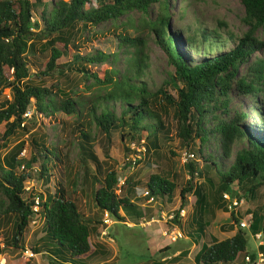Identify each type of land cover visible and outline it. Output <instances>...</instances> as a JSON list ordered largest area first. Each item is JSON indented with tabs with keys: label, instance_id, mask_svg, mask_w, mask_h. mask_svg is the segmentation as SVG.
I'll return each mask as SVG.
<instances>
[{
	"label": "trees",
	"instance_id": "1",
	"mask_svg": "<svg viewBox=\"0 0 264 264\" xmlns=\"http://www.w3.org/2000/svg\"><path fill=\"white\" fill-rule=\"evenodd\" d=\"M240 2L243 6L241 20L247 25L242 35L232 47L224 50V40L216 39L220 38L216 29L207 30L197 24L188 36L191 41L188 45L192 43L191 49L199 51L202 57L192 61L177 49L173 33L170 32L168 0H50L42 3L39 12L42 29L38 32L30 29L31 26H37L36 20L31 21L30 2L17 0L18 8L15 9L11 0H0V92L4 87H8L10 92V100L0 108V146L6 137L22 126L24 113L30 105L36 112L46 116H53L57 111L77 116L84 114L86 118H81L76 125L79 134L77 144L83 163L88 161L94 166L92 181L99 182L93 193L94 206L119 221L127 218L148 219L153 215V210L141 203L149 196L169 201L173 197L176 182L161 172L153 173L143 183L141 195L134 187L137 183L133 185L131 182H126L123 194L115 192V172L103 169L101 160L92 150L93 139L88 129L84 128L92 122L97 131L107 138L111 132L117 131L120 139L126 136L127 141L142 146L145 155L147 150H157L161 146L164 148L165 141H170L169 127L160 110L163 111L165 105L172 107L176 122L174 135L181 145L198 156L202 164L197 167L193 160L185 163L188 178L178 190L179 206L186 192L191 190L195 196L196 208L190 222L194 235L197 239L202 238V242L193 255V261L197 264L227 263L234 261L240 254L244 256L245 231L237 225L238 216L232 211H229V217L236 224L232 235L222 239L209 234L205 236L207 222L202 216L204 195L201 187L191 182L195 175L202 176L210 185L216 182L215 201L222 203L220 207L224 209L222 193L227 192L232 197V184L241 187L247 194H252L256 187L264 184V49L261 57L247 64L243 74H236L239 65L247 60L254 49L264 48V39L258 40L252 35L254 29L264 26V0ZM153 4L157 5V14L149 18L146 15ZM131 12L141 14L137 24L128 23L135 34L127 31L117 34L119 52L128 55L121 57L118 52L94 50L84 55L70 54L65 64L56 62L60 55L69 53L87 25L108 19L116 20ZM217 23V27L225 25L221 21ZM149 31L156 33L157 43L166 53L169 69L157 89L158 93L148 90L143 78L148 66L147 54L143 50L144 37ZM41 37L46 38L41 45L44 50L48 49V58L42 62L36 59L27 62L24 52L32 49L35 41ZM212 47L216 50L214 53H210ZM107 60L113 64L120 61L122 66L104 69L102 75H96L83 63ZM27 65L35 69L33 73ZM63 66L69 71L81 72L82 78H92L95 90L89 100L76 96L73 90L52 92L49 87L39 84L41 76L53 75ZM30 76L38 78L37 81L34 83ZM165 87L172 89L174 94L166 92ZM231 90L250 97L249 107L254 121L251 126L246 127L242 123V118L247 115L243 110H235L232 117L228 116ZM114 101L119 107L118 113L112 106ZM206 121L211 124L207 126ZM208 135L215 138V148L204 153L203 145ZM30 140L33 152L25 160H17L14 152L0 157V188L6 199L3 211L12 216L11 234L0 230V244L9 248H22L19 240L35 214L32 204L36 197L37 213L42 218L44 228L39 244L60 263L88 264L85 259L90 254L98 253L95 247L89 251V236L95 226L83 219L74 201L67 196L61 181L54 183L53 191L45 188L44 192L24 195L23 182L30 177V173L17 172V162L24 164L28 170L36 162L38 176L47 182L51 166L62 157L60 149ZM234 140L238 142L233 159L226 168L220 169V161L228 157ZM21 146L22 142L17 148ZM124 149L128 151L127 147ZM217 149L218 157L215 158L212 152ZM167 150L173 154L169 148ZM48 153L52 158L49 161H55L50 167L44 162ZM213 175H217V180H214ZM178 209L173 210L169 222H179ZM248 212L251 214L248 226L250 233H260V237L264 238V206H256ZM232 227L229 224V229ZM164 247L166 249L167 245ZM263 248L264 244L258 245L259 250ZM30 250L38 251L37 247ZM253 260L254 252H250V263ZM157 263L153 261L152 264Z\"/></svg>",
	"mask_w": 264,
	"mask_h": 264
},
{
	"label": "rangeland",
	"instance_id": "2",
	"mask_svg": "<svg viewBox=\"0 0 264 264\" xmlns=\"http://www.w3.org/2000/svg\"><path fill=\"white\" fill-rule=\"evenodd\" d=\"M14 8H18L17 0H11ZM31 3V21L36 20L37 26H31L32 31H39L42 29V22L39 20V12L42 8V3H48L50 0H27ZM49 4H47V7ZM46 7V8H47ZM169 17L168 23L170 32L173 33L172 37L177 45V49L182 55L187 56L192 60H199L202 54L199 51L194 52L191 48L192 43L188 38L194 26L200 25L207 30L216 29V39L224 40L222 49L226 50L233 46L235 40L242 35L247 25L241 20L243 15V6L240 0H168L167 4ZM157 5L153 4L147 13V17L154 18L157 14ZM138 12H131L129 15L119 16L116 20L108 19L101 21L95 25H87L85 30L81 32L79 41L74 43L69 49V53L60 55L56 62L65 64L71 57L70 54L84 55L100 50L105 53L118 52L119 56L123 57L128 53L120 51L118 48L117 34L122 31L132 32V27L128 24L133 22L138 23L140 18ZM224 22L225 25H218L217 22ZM145 33V31H144ZM145 45L143 50L147 54V68L143 76L145 84L150 91L158 93V87L161 81L166 77L168 66L166 62V53L157 43L156 33L149 31L146 33ZM198 35V34H197ZM252 35L258 40L264 39V26H259L254 29ZM144 36V35H142ZM199 39V36L196 37ZM46 38L41 37L35 41L32 49L26 50L27 62L30 60L44 61L48 58V49L42 48V42ZM193 42V41H192ZM198 45V43H197ZM198 47V46H197ZM263 49H254L248 56L247 60L241 63L236 71V74H243L247 64L251 63L255 58L261 57ZM216 50L212 47L210 53ZM86 68H89L96 75H102V70L111 67L120 68L121 62L111 63L109 60L104 62H83ZM28 66V65H27ZM65 66L59 72L53 75L41 76L40 85L49 87L52 92L56 90H73L76 96L84 97L89 100L94 93L95 85H93L92 78H82L76 70L69 71ZM28 70L33 73L34 68L28 66ZM35 83L38 78L30 76ZM166 88V87H165ZM171 95L174 91L170 88L165 89ZM230 99L228 102V116L232 117L235 110H243L246 112V117L242 118V123L246 127L251 126L253 121V113L249 107L251 99L248 96L239 94L231 90ZM9 88L4 87L0 92V108L1 105L10 100ZM74 97V95H72ZM159 96V95H158ZM158 98V97H157ZM112 106L116 113L119 107L117 102H112ZM163 107V106H162ZM164 110H160V114L169 127L170 141H165V147L160 149L147 150L144 155L143 150L138 148L134 142L127 141L124 136L120 139L117 131L111 132L110 136L104 137L101 132L93 126L91 122L89 127L85 125V130L88 129L89 134L93 141L91 142L92 150L99 160L102 162L104 170L112 169L115 172L117 182L115 184V192L123 194L126 189V182L136 184L134 187L137 189L138 194L141 195L143 183L148 178L149 174H166L167 177L174 182L177 186L174 189L173 197L169 201L156 199L153 197L151 200L145 199L141 204L149 206L153 210V219L138 220L128 218L135 223L129 224L126 221H119L104 215V212L98 210L94 206L93 193L99 186V182H94L91 179V174H95L94 166L90 162L83 163L81 160L77 137L78 129L76 125L82 118H86L84 114L77 116L72 113H64L57 111L53 116H46L36 112L32 105L28 107L24 113V119L15 131L2 141L0 146V157L9 155L14 152L17 160H25L33 152L31 147V140L41 142L48 147H56L61 150L62 157L54 164L49 161L52 159L48 153L44 159L47 167H50V175L47 182L43 181L37 174V163H32L35 168H26L24 164L17 162L15 169L17 172L24 171L30 173V177L26 178L23 182L25 193L44 192L45 188L53 191V187L57 180H60L66 190L67 196L74 201L78 211L85 221L95 226L90 232L89 242L91 251L95 247L97 254H90L85 260L97 264L99 260L103 259L105 262L101 264H151L150 261L158 262L157 264H195L192 256L196 251V246L189 248L191 242L200 243L201 239L185 238L184 233L189 229L192 231V224L190 222L191 216L196 208L194 205V193L190 190L184 195L185 198L180 204L178 195L179 188L185 184L188 178L187 168L185 163L188 160H193L197 167L202 166L200 159L196 154L187 155L190 150L181 145L178 138L174 135L175 119L172 115V107L164 106ZM97 111V110H96ZM207 126L211 124L206 121ZM126 130V128H124ZM144 134V133H143ZM1 142V141H0ZM22 142V146L17 148V145ZM196 142V140H195ZM237 140H234L230 146L228 157L221 159L220 169L226 168L232 161L234 151L237 148ZM215 138L213 135H208L203 145L204 153L214 149ZM128 148V151L124 149ZM169 148L173 154L167 150ZM218 149L212 152L215 158L218 157ZM49 173V172H48ZM98 175V174H97ZM214 180H217V175H213ZM191 182L194 185H199L204 195V210L202 213L203 219L207 222L205 229L206 234H215L216 239H221L230 235L229 224L236 227L229 217V210L220 207L215 201L214 196V182L213 185L206 183L202 176L195 175ZM142 183V184H141ZM233 190V197L241 199L237 202L232 212L237 215L240 221L248 211L256 206H264V184L259 185L252 194L243 192L241 187H236L235 184L230 186ZM243 196V197H242ZM6 206V199L0 188V230L7 234H11L12 216L5 213L3 209ZM179 208V209H178ZM178 209L179 222L176 224L168 221L166 218L168 214H172L173 210ZM182 210V212H180ZM141 219V218H140ZM97 220L98 222H95ZM238 225V223H237ZM180 230V236H176V230ZM42 218L35 212L32 220L24 228L20 238L22 245L21 249L4 247L0 244V264H65L60 263L53 258L39 243L40 238L43 236ZM245 231L246 245L245 254L256 252L255 249L257 242L262 241L264 238H256L255 234L250 233L248 226L243 228ZM214 232V233H212ZM193 234V231L191 232ZM175 235V238L174 236ZM188 235V234H187ZM262 244V243H261ZM165 245H167L165 249ZM32 247H37L38 251L31 252V255L25 256L22 251L25 249L30 250ZM264 252V248L262 250ZM83 256V255H82ZM255 256V255H254ZM243 255L240 254L234 260L235 264H244L242 260Z\"/></svg>",
	"mask_w": 264,
	"mask_h": 264
},
{
	"label": "built area",
	"instance_id": "3",
	"mask_svg": "<svg viewBox=\"0 0 264 264\" xmlns=\"http://www.w3.org/2000/svg\"><path fill=\"white\" fill-rule=\"evenodd\" d=\"M139 150H143V147H139L138 148V151ZM187 155H190L191 156V153H188ZM21 167H22V163H21ZM35 168V167H33ZM146 193V192H144ZM222 198L224 200V205L225 207L228 209V210H232V208L236 206L237 202L241 201V199H236L235 197H230L228 195V193L226 192H223L222 193ZM149 200L152 199L151 196L148 197ZM32 210L34 212H37L38 210V200L36 197L33 198V204H32ZM180 212H182V210H180ZM104 215L105 216H108L106 212H104ZM172 216V214H168L166 217L167 218H170ZM153 217H150L149 220H152ZM142 220H144V218L142 219H139L138 222L141 223ZM249 222H250V214H246L244 218H242L239 222H238V225L240 227H247L249 225ZM174 238H175V235H173ZM176 236H180V232L178 230H176ZM255 237L256 238H259L260 237V233H256L255 234ZM31 250H28V249H25L24 251H22L23 255L25 256H28V255H31ZM244 264H264V252L263 251H259L257 250L255 252V256H254V260L252 263H250V256L249 254H245L242 258Z\"/></svg>",
	"mask_w": 264,
	"mask_h": 264
},
{
	"label": "crops",
	"instance_id": "4",
	"mask_svg": "<svg viewBox=\"0 0 264 264\" xmlns=\"http://www.w3.org/2000/svg\"><path fill=\"white\" fill-rule=\"evenodd\" d=\"M192 216H193V214H192ZM192 216H191V218H192ZM151 217H153V216H151ZM146 220H147V218H145ZM127 220V221H126ZM125 221H126V224H127V222L129 223V221H131V220H129L128 218L126 219ZM138 220V219H137ZM124 222V221H123ZM149 222V218H148V220H147V223ZM134 224L135 222L134 221H131L129 224ZM234 229H235V227H232L231 229H229L228 230V232H230V235H232L233 234V232H234ZM179 230V229H178ZM180 231V230H179ZM192 231L189 229L188 231H186L185 233H184V236H185V238L187 239V238H189L190 240L191 239H197L196 238V236L194 235V233L192 234L191 233ZM212 233H214V232H212ZM188 234V235H187ZM214 235V237H216L215 236V234H213ZM229 235V236H230ZM226 237H228V236H226ZM225 238V237H224ZM201 239V238H200ZM222 239V238H221ZM201 242H202V240H201ZM201 242L200 243H198V242H191V245H190V249L192 248V247H194V246H196V251L199 249V247H200V244H201ZM258 244H263V242L262 241H259V242H257ZM93 249H94V246H93ZM256 249H258V246H256L255 245V249H252L251 251H254V250H256ZM90 251V250H89ZM195 251V252H196ZM194 255V254H193ZM83 257V256H82ZM192 260H193V256H192ZM103 262H105V260H103V259H101V260H99L98 261V263L97 264H101V263H103ZM88 263H91V262H88ZM150 263L152 264L153 263V261H150ZM195 263V262H194ZM236 262L235 261H230V262H227V263H214V264H235ZM195 264H197V263H195ZM199 264H202V263H199Z\"/></svg>",
	"mask_w": 264,
	"mask_h": 264
},
{
	"label": "clouds",
	"instance_id": "5",
	"mask_svg": "<svg viewBox=\"0 0 264 264\" xmlns=\"http://www.w3.org/2000/svg\"><path fill=\"white\" fill-rule=\"evenodd\" d=\"M142 147V146H141ZM191 153V152H190ZM192 154V153H191ZM227 193V192H226ZM228 195H229V193H228ZM232 197H233V195H232ZM243 197V196H242ZM224 207H225V205H224ZM225 209H227L226 207H225ZM228 210V209H227ZM229 211H231V210H229ZM246 214H250L249 212H247ZM179 216H181V214H179ZM250 216H251V214H250ZM245 217V216H244ZM167 218V217H166ZM142 219V218H141ZM167 219H169V218H167ZM144 220H146L145 218H144ZM239 226V225H238ZM249 226V225H248ZM240 227V226H239ZM242 228H245V227H242ZM177 229V228H176ZM178 230V229H177ZM179 231V230H178ZM180 232V231H179ZM256 234V233H255ZM254 255H255V253H254ZM243 258V257H242Z\"/></svg>",
	"mask_w": 264,
	"mask_h": 264
}]
</instances>
